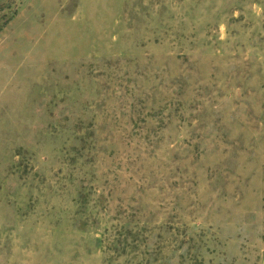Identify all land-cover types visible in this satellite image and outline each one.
Returning a JSON list of instances; mask_svg holds the SVG:
<instances>
[{
    "label": "rangeland",
    "instance_id": "obj_1",
    "mask_svg": "<svg viewBox=\"0 0 264 264\" xmlns=\"http://www.w3.org/2000/svg\"><path fill=\"white\" fill-rule=\"evenodd\" d=\"M264 0H0V264H263Z\"/></svg>",
    "mask_w": 264,
    "mask_h": 264
},
{
    "label": "crops",
    "instance_id": "obj_2",
    "mask_svg": "<svg viewBox=\"0 0 264 264\" xmlns=\"http://www.w3.org/2000/svg\"><path fill=\"white\" fill-rule=\"evenodd\" d=\"M262 263L264 264V254H263V258H262Z\"/></svg>",
    "mask_w": 264,
    "mask_h": 264
}]
</instances>
